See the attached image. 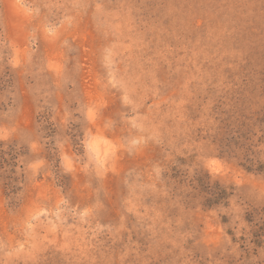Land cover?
I'll return each instance as SVG.
<instances>
[{"label":"rangeland","instance_id":"obj_1","mask_svg":"<svg viewBox=\"0 0 264 264\" xmlns=\"http://www.w3.org/2000/svg\"><path fill=\"white\" fill-rule=\"evenodd\" d=\"M242 115L264 0H0V264H264V173L215 141Z\"/></svg>","mask_w":264,"mask_h":264},{"label":"trees","instance_id":"obj_2","mask_svg":"<svg viewBox=\"0 0 264 264\" xmlns=\"http://www.w3.org/2000/svg\"><path fill=\"white\" fill-rule=\"evenodd\" d=\"M241 119L234 123H224L217 128L215 141H217L222 154L230 159L238 160L240 166L246 170L264 173V162L257 158L256 153L258 151H255L259 143H264V116L262 118H251L247 115H242ZM253 126H259L262 132V136L258 140L256 133L253 131ZM3 154H8L10 158L6 159ZM17 156L18 153L15 148L11 147L9 152H4V149L0 146V166L7 165L11 167L10 173L12 176L8 177V182L6 183L7 190L11 196H14L20 190L17 185L19 180L13 177L16 174ZM209 194L211 197L207 199V203L215 206L225 203L229 196L227 190L220 185L213 186ZM253 235L256 238L255 243L257 245H264V222L258 226Z\"/></svg>","mask_w":264,"mask_h":264}]
</instances>
